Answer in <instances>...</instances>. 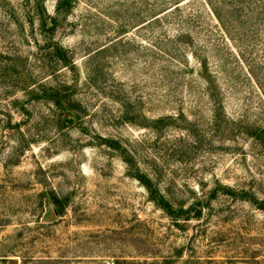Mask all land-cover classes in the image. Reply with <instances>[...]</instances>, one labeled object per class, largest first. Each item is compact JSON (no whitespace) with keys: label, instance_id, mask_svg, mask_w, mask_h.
Returning <instances> with one entry per match:
<instances>
[{"label":"rangeland","instance_id":"obj_1","mask_svg":"<svg viewBox=\"0 0 264 264\" xmlns=\"http://www.w3.org/2000/svg\"><path fill=\"white\" fill-rule=\"evenodd\" d=\"M2 2L20 0H0V264H264V143L251 136L264 99L245 67L228 57L219 70L215 116L191 50L179 48L180 76L152 70L148 33L128 28L124 0H75L51 37L73 71ZM56 2L45 0L49 13ZM64 83L68 117L39 87Z\"/></svg>","mask_w":264,"mask_h":264},{"label":"trees","instance_id":"obj_2","mask_svg":"<svg viewBox=\"0 0 264 264\" xmlns=\"http://www.w3.org/2000/svg\"><path fill=\"white\" fill-rule=\"evenodd\" d=\"M124 1L121 5L126 7L124 12L128 14V28L135 31L144 29L148 33L149 67L152 70L160 67L165 76L175 73L180 76L179 58L184 55L178 52L186 48L191 50V58L197 64V79L203 83L204 95L215 116L224 111V93L217 74L225 69L228 57L245 67L264 99V0ZM74 3L75 0H57L52 13L46 10L45 0H20L18 6L11 7L9 3L2 5L19 28L33 29L36 26L39 35L51 41L47 45L51 60L73 71L75 65L68 51L51 37L64 28ZM124 27L125 34L127 31H124ZM160 62L164 65H160ZM187 62L182 66L192 72ZM73 86L64 83L39 87L43 99L56 106L62 116L68 117L75 111L70 105ZM251 136L264 143V127H257ZM122 156L130 166V155L126 150H123ZM135 178L142 183L156 205L171 212L170 202L147 175L137 173ZM224 190L233 192L229 187H224ZM47 195L56 212L61 213L62 205L55 193L49 191ZM240 195L247 194L241 192ZM257 206L264 210V202L257 203Z\"/></svg>","mask_w":264,"mask_h":264}]
</instances>
